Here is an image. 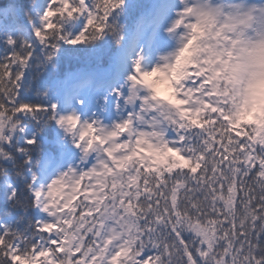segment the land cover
Masks as SVG:
<instances>
[{"label":"snow or ice","instance_id":"snow-or-ice-1","mask_svg":"<svg viewBox=\"0 0 264 264\" xmlns=\"http://www.w3.org/2000/svg\"><path fill=\"white\" fill-rule=\"evenodd\" d=\"M253 33L264 0H0V213L38 217L0 264H264Z\"/></svg>","mask_w":264,"mask_h":264},{"label":"rangeland","instance_id":"rangeland-1","mask_svg":"<svg viewBox=\"0 0 264 264\" xmlns=\"http://www.w3.org/2000/svg\"><path fill=\"white\" fill-rule=\"evenodd\" d=\"M218 36L217 34H214L211 39L213 41H216ZM245 52L252 54L255 52V62L257 64L259 57H261L262 54H264V49L257 48V49H246ZM191 52H186L185 57L181 61L180 65L178 66L177 70L174 73H170L169 77L170 79L178 78L182 74V70L184 69L185 65L189 62V57H191ZM236 53H232V56H235ZM224 59L228 62H230V57L225 56ZM262 63H264V59H261ZM258 66V64H257ZM217 75H219V72H217ZM223 79V78H222ZM261 79V83L259 80ZM227 83V81H224ZM167 81H159L156 84L157 91L161 95H166L168 92V85ZM243 116L247 123H253L256 125L257 129L260 131H264V75H261V77L255 82L248 86L247 88V94L243 101ZM42 164V162H41ZM40 164V166H41ZM40 168V167H39ZM9 176L7 174L4 175L2 184L7 185ZM79 198V197H78Z\"/></svg>","mask_w":264,"mask_h":264},{"label":"trees","instance_id":"trees-1","mask_svg":"<svg viewBox=\"0 0 264 264\" xmlns=\"http://www.w3.org/2000/svg\"><path fill=\"white\" fill-rule=\"evenodd\" d=\"M103 46L105 48H110L112 51L116 50V45L111 40H106L104 42ZM62 47H65V48H87L86 45H62ZM237 123L238 124L239 123H247L244 119V116H243V104L240 108ZM41 161L42 160L39 158H34L32 160L33 171H38ZM12 173H13V169L11 166L8 167L6 170L4 168H0V184H2V180H3V177L5 174H7L9 177H12ZM20 195H21V198H26V196H27V193L23 190V188H21ZM21 215H24V214L22 213ZM36 218H37V214H36L35 210H31V209L27 212L26 215H24L23 220H17L15 218L9 219L3 213H0V222L7 220L9 225H15L21 229L26 228L29 221L32 219H36Z\"/></svg>","mask_w":264,"mask_h":264},{"label":"clouds","instance_id":"clouds-1","mask_svg":"<svg viewBox=\"0 0 264 264\" xmlns=\"http://www.w3.org/2000/svg\"><path fill=\"white\" fill-rule=\"evenodd\" d=\"M247 49H264V36H257L255 33L250 34L247 38ZM189 52H192V49H189ZM255 52L249 54L245 52L246 59L249 62L250 70L254 73L253 78L251 80V84L255 83L261 75H264V63L257 66L255 62ZM193 58L192 56L189 59ZM261 59H264V54L261 55Z\"/></svg>","mask_w":264,"mask_h":264},{"label":"bare ground","instance_id":"bare-ground-1","mask_svg":"<svg viewBox=\"0 0 264 264\" xmlns=\"http://www.w3.org/2000/svg\"><path fill=\"white\" fill-rule=\"evenodd\" d=\"M259 58H260V59H258V62H257L258 66H259L260 64H262L261 57H259ZM259 82L261 83V79L259 80Z\"/></svg>","mask_w":264,"mask_h":264}]
</instances>
